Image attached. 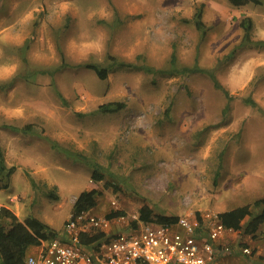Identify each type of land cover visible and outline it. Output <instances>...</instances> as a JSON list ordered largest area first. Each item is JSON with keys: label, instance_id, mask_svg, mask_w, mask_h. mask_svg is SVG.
<instances>
[{"label": "rangeland", "instance_id": "1", "mask_svg": "<svg viewBox=\"0 0 264 264\" xmlns=\"http://www.w3.org/2000/svg\"><path fill=\"white\" fill-rule=\"evenodd\" d=\"M201 4L209 26L202 38L190 20ZM244 16L253 21V39L264 40V5L252 3L0 0V145L6 166H15L0 206L67 235L76 196L96 189L85 215L99 219L106 236L125 230L148 205L196 219L207 238L220 223L217 213L261 197L264 48L230 55ZM173 52L179 65L204 68L230 55L214 70L232 98L204 72L117 67L99 79L83 66L108 63L111 54L160 69ZM109 101L125 106L98 111ZM112 210L125 215L107 219ZM222 233L207 264H264V222L254 234Z\"/></svg>", "mask_w": 264, "mask_h": 264}, {"label": "trees", "instance_id": "2", "mask_svg": "<svg viewBox=\"0 0 264 264\" xmlns=\"http://www.w3.org/2000/svg\"><path fill=\"white\" fill-rule=\"evenodd\" d=\"M233 6H242L245 4L264 5V0H227ZM191 22L200 34V37H204L209 30V26L203 19L202 4L198 6L192 17ZM239 26L242 29V36L239 42L234 45L230 55H233L236 50L244 47L255 46L258 48H264L263 39H253L251 32L253 21L250 16H244L239 21ZM230 55H224L217 61L215 67L230 57ZM108 63H84L83 66L92 69L99 79H105L109 72L113 68H138L147 73L161 72L166 74H185L191 72H204L208 74L216 88L220 89L227 98H232L226 89L222 87L215 76V67L204 68L198 65H179L176 54L173 52L170 57V61L165 68L155 69L152 66L145 63L124 61L115 57L114 55H108ZM245 101L251 105H255V101L250 97H246ZM125 103L122 101H109L100 104L98 111L100 112H115L122 109ZM14 128V127H13ZM15 170V166L7 167L4 158V152L0 145V189L6 188L8 182L4 181V178H8ZM92 178L99 180L101 175L97 173L96 169L93 170ZM98 194L96 189H89L81 191L75 198L72 204L71 215L75 216L81 212L87 211L96 204L95 195ZM259 208L260 211L256 214L252 213V208ZM125 212L122 210H112L105 216L107 219L124 216ZM199 222L202 221L198 212H196ZM219 222L224 228L241 230L243 229L247 233L254 234L258 226L264 222V194L261 197L254 199L252 202L233 207L228 210L217 213ZM246 217H250L246 224L242 225V220ZM178 216H170L165 214L154 213L150 206L143 205L139 208L138 220L140 221H154L159 223H169L176 221ZM138 220L132 221V225H135ZM104 235L103 231H97L87 233L81 231L79 237L82 243L90 244L98 240ZM58 232L46 222L40 220L37 217L29 216L23 220H20L16 214L6 206H0V264H27L26 251L31 245H39L42 241L50 240L58 237Z\"/></svg>", "mask_w": 264, "mask_h": 264}, {"label": "built area", "instance_id": "3", "mask_svg": "<svg viewBox=\"0 0 264 264\" xmlns=\"http://www.w3.org/2000/svg\"><path fill=\"white\" fill-rule=\"evenodd\" d=\"M198 221L178 217L159 223L140 221L112 235L84 244L81 231H100V220L85 211L70 216L64 225L67 235L42 241L26 256L27 264H207L214 255V240L223 225L218 223L204 238Z\"/></svg>", "mask_w": 264, "mask_h": 264}, {"label": "crops", "instance_id": "4", "mask_svg": "<svg viewBox=\"0 0 264 264\" xmlns=\"http://www.w3.org/2000/svg\"><path fill=\"white\" fill-rule=\"evenodd\" d=\"M247 218V217H246ZM250 218V217H249ZM245 220V219H244ZM243 221V220H242ZM248 221V220H247ZM48 224V223H47ZM243 225V224H242ZM233 230V229H232ZM222 234L223 233H221V235H220V237H218V239L219 240H221V238H222ZM37 247H38V245H31V246H29L28 248H27V251H26V256L27 255H29V254H31L32 252H35L36 251V249H37Z\"/></svg>", "mask_w": 264, "mask_h": 264}]
</instances>
